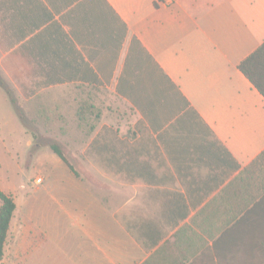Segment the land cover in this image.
<instances>
[{
	"label": "crops",
	"instance_id": "obj_1",
	"mask_svg": "<svg viewBox=\"0 0 264 264\" xmlns=\"http://www.w3.org/2000/svg\"><path fill=\"white\" fill-rule=\"evenodd\" d=\"M262 43L264 0H0L19 98L130 112L83 133L73 170L53 153L0 264H264V97L238 69Z\"/></svg>",
	"mask_w": 264,
	"mask_h": 264
},
{
	"label": "rangeland",
	"instance_id": "obj_2",
	"mask_svg": "<svg viewBox=\"0 0 264 264\" xmlns=\"http://www.w3.org/2000/svg\"><path fill=\"white\" fill-rule=\"evenodd\" d=\"M11 92L15 106L10 99L2 100L0 91V190L12 196L18 205L30 193L38 192L36 189L42 192L49 177L59 175V170L52 166L57 157L51 145H56L68 163L75 166L77 141L85 131L108 115L122 121L130 118L129 111L103 104L101 91H89L94 97L88 95L91 104L82 103L84 93L78 90L49 91L32 99L28 94L21 99L12 89ZM50 170L58 173L51 174ZM39 177L43 183L36 185L34 181ZM17 220L15 214L11 226Z\"/></svg>",
	"mask_w": 264,
	"mask_h": 264
},
{
	"label": "trees",
	"instance_id": "obj_3",
	"mask_svg": "<svg viewBox=\"0 0 264 264\" xmlns=\"http://www.w3.org/2000/svg\"><path fill=\"white\" fill-rule=\"evenodd\" d=\"M238 69L264 97V43H262L252 54L243 60L239 64ZM0 87L7 94L11 104L15 106L16 102L13 98L11 89L7 86L1 75ZM50 148L59 159L72 169L68 161L64 158L61 150L56 145H51ZM15 209L16 204L12 196L5 194L2 190H0V261L4 256V246Z\"/></svg>",
	"mask_w": 264,
	"mask_h": 264
},
{
	"label": "built area",
	"instance_id": "obj_4",
	"mask_svg": "<svg viewBox=\"0 0 264 264\" xmlns=\"http://www.w3.org/2000/svg\"><path fill=\"white\" fill-rule=\"evenodd\" d=\"M34 183L36 185H41L43 183V180L39 177V178L35 179Z\"/></svg>",
	"mask_w": 264,
	"mask_h": 264
}]
</instances>
